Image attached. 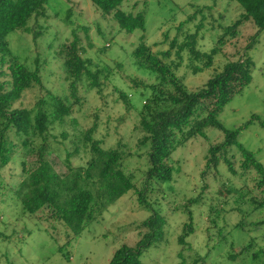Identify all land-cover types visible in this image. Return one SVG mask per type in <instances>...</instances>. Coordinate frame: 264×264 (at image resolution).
<instances>
[{
  "label": "rangeland",
  "instance_id": "obj_1",
  "mask_svg": "<svg viewBox=\"0 0 264 264\" xmlns=\"http://www.w3.org/2000/svg\"><path fill=\"white\" fill-rule=\"evenodd\" d=\"M50 7L49 19L32 21L34 33L16 32L9 37L11 49L21 62L32 70L39 68L42 77L41 84L27 90L17 107L36 113L38 103L43 101V108L51 112L53 97L66 94L71 97L57 52L62 44L73 42L74 32L81 39L83 58L91 61L90 69L104 71L100 77L101 91L92 88L90 79L84 77L77 90L81 104L74 107L64 124L57 123L50 131L54 147L50 160L57 172H67L66 159L70 153L75 167L87 164L90 154L82 137L96 125L94 138L102 141L103 147L122 144V149L127 152L125 167L134 173L141 187L144 171L148 168L149 149L141 146L142 134L137 127L145 100L142 93L148 95L150 91L135 88L130 79L145 84H153L156 79L153 74L137 68L132 53L142 36L155 53L167 51L174 39L182 42L186 35L195 33L202 22L199 49L209 53L219 46L220 52L212 67L197 74L190 66L189 55L184 54L176 73L190 91L199 90L228 63L241 59L252 44L249 55L255 63L253 82L234 97L219 120L228 130L244 127L238 141L264 164V128L257 121L245 128L253 116L264 121V34L253 44L257 28L252 22H246L235 38L226 36L224 45H218L220 37L243 14L237 2L129 0L123 10L132 14L144 13L146 17V32L134 34L121 32L116 21L102 17L89 0H52ZM55 12L58 16H54ZM69 12L71 16L67 19ZM35 33L40 34L36 36ZM170 60H177L176 55L173 54ZM121 63L123 70L118 67ZM116 89L128 94L134 109H126ZM205 133L207 138L197 136L173 154L170 161L174 168L173 180L162 184L161 188L156 187L151 194V201L156 202L154 208H159L158 212L168 223L164 241L162 238L143 253L144 264H181L184 263L179 257L181 252L187 264H192L197 256L206 259L204 264H264V226L259 231L249 227L245 230L235 228L242 219L249 224L264 221V207L255 210L244 203V209H240L237 202L239 194L236 190L244 196L255 186L253 174L244 173L237 163L236 175L221 165L219 171L222 173L210 172L202 176L209 147L224 139V133L217 128H208ZM24 159L27 162L34 160L25 152L18 153L0 173V264H108L117 249L125 244L135 247L148 232L143 223L153 212L139 204L135 192L108 206L81 235L64 221L53 219L49 210L36 215L24 214L15 195L22 179L21 162ZM246 181L249 186H245ZM256 194L259 195V191ZM189 207L194 214L195 233L187 239L188 245L182 247L178 238L184 225L189 223L186 214ZM246 247H250L248 252L240 254ZM256 254L258 257L255 258ZM234 255L237 258L233 260Z\"/></svg>",
  "mask_w": 264,
  "mask_h": 264
},
{
  "label": "trees",
  "instance_id": "obj_2",
  "mask_svg": "<svg viewBox=\"0 0 264 264\" xmlns=\"http://www.w3.org/2000/svg\"><path fill=\"white\" fill-rule=\"evenodd\" d=\"M51 1L0 0V173L14 161L18 153L25 152L27 156L34 158L30 162L26 159L21 162L22 179L15 193L24 214L36 215L49 210L53 219L64 221L77 232V235H81L108 206L130 192H135L139 204L153 212L143 223L148 232L142 235L135 247L122 245L108 264H144L141 260L143 253L162 238L164 241L165 227L168 223L167 218L158 212L159 208H154L156 202L151 201V194L156 187L161 188L162 184H168L173 180L174 168L170 164L173 154L197 136L207 138L205 131L208 128L222 131L224 139L209 147L205 155L206 164L202 176L210 172L222 173L219 171L221 165L236 175L235 165L240 163L241 170L253 174L255 182V186L247 190L244 196L236 190V194H239L237 202L240 209H244V203L255 210L264 207V164L238 141L239 132L244 127L228 130L219 120L220 114L234 97L242 94L253 82L255 63L249 55L252 44L246 48L241 59L228 63L222 72L217 73L199 90L190 91L176 73L182 65L184 54L189 55L190 66L197 74L212 67L215 57L220 52L219 46L209 53L199 49L203 22L197 26L195 33L186 35L182 42L174 39L167 51L155 53L142 36L132 53L137 68L153 74L156 79L153 84L138 83L130 79L135 88L143 87L150 91L148 95L142 93L145 100L139 112L137 127L142 134L139 139L141 146L149 149L148 168L144 171L141 187L134 173L125 167L127 152L122 149V144L117 147H103V142L94 138L96 125L87 130L82 137L84 147L90 154L87 164L75 167L70 159L73 154L70 153L66 159L67 172L63 174L57 172L50 160L54 152L50 131L57 123L64 124L66 118L72 115L74 107L81 104L77 90L84 77L90 79L92 88L101 91L103 84L100 77L104 71L93 72L90 69L91 61L83 58L81 39L74 32L73 42L62 44L57 52L71 97L67 94L64 97H53L51 112L43 108L45 105L43 101L38 103L36 113L28 108L17 107L18 101L27 90L41 84L42 77L39 68L32 70L21 62L19 56L11 49L9 37L16 32L28 35L34 33L32 21L50 18ZM89 1L102 17H111L115 20L121 32L126 34L146 32L144 13L132 14L123 10L124 4L129 0ZM230 1L237 2L243 14L220 37L218 45H224L226 36L235 38L239 28L246 22H252L257 28V34L253 37L254 44L256 38L264 34V0ZM54 16H58V12H55ZM70 16L71 12L68 13L67 19ZM181 29L182 27L179 30ZM85 30L88 31L86 28ZM39 34L35 33L36 36ZM173 54L177 60H170ZM118 67L120 70L124 69L122 63ZM119 98L127 110L134 109L132 99L127 93L119 92ZM255 121L264 128V121L257 115L252 117L245 128ZM245 186H249L247 181ZM258 191L259 195L256 194ZM189 202L193 203V200ZM186 214L189 223L184 225L178 238V243L182 247L188 245L187 239L195 233L194 214L190 207L186 208ZM263 226L264 221L249 224L242 219L235 228L245 230L249 227L253 231H259ZM249 249L250 247L243 248L240 254L248 252ZM179 257L187 264L183 252ZM231 258L234 260L237 255ZM205 260L197 256L192 264H204Z\"/></svg>",
  "mask_w": 264,
  "mask_h": 264
}]
</instances>
